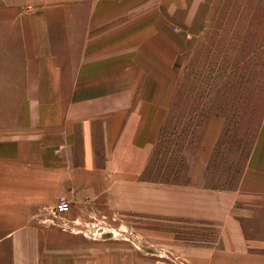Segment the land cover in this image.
Here are the masks:
<instances>
[{
  "label": "crops",
  "instance_id": "0c3cea01",
  "mask_svg": "<svg viewBox=\"0 0 264 264\" xmlns=\"http://www.w3.org/2000/svg\"><path fill=\"white\" fill-rule=\"evenodd\" d=\"M213 1L0 0V254L123 206Z\"/></svg>",
  "mask_w": 264,
  "mask_h": 264
},
{
  "label": "rangeland",
  "instance_id": "374dc122",
  "mask_svg": "<svg viewBox=\"0 0 264 264\" xmlns=\"http://www.w3.org/2000/svg\"><path fill=\"white\" fill-rule=\"evenodd\" d=\"M177 64L174 106L123 206L55 210L58 230L21 264H264V0H214ZM9 251L0 264H18Z\"/></svg>",
  "mask_w": 264,
  "mask_h": 264
},
{
  "label": "built area",
  "instance_id": "2783aa9c",
  "mask_svg": "<svg viewBox=\"0 0 264 264\" xmlns=\"http://www.w3.org/2000/svg\"><path fill=\"white\" fill-rule=\"evenodd\" d=\"M72 207H71V204L70 202H68L67 200L65 199H62L60 201V203L57 205V208H56V211L58 213H69L71 211Z\"/></svg>",
  "mask_w": 264,
  "mask_h": 264
}]
</instances>
